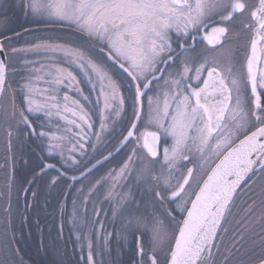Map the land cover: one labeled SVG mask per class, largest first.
<instances>
[{"label": "snow or ice", "instance_id": "1", "mask_svg": "<svg viewBox=\"0 0 264 264\" xmlns=\"http://www.w3.org/2000/svg\"><path fill=\"white\" fill-rule=\"evenodd\" d=\"M26 7L34 16L45 18L49 23H67L102 45L90 50L41 41L27 48L10 50L12 54L63 53L69 65H76L84 73L93 89L96 87L94 78L99 84V96L103 97L102 131L105 119L112 118L115 122L114 118L121 115L125 100L112 69L93 52H106L107 59L118 65L134 86V120L120 141L122 145L134 144L131 155L115 176L109 173V177L96 180L89 189L91 194L97 190V185L111 179L105 199L114 202L113 218L122 222L117 236L127 239L129 234H139L138 264H145L146 260L149 264H215L213 250L219 252L220 249L215 241L231 213L237 190L249 173L257 168L264 173V103L261 99L264 71L258 74L256 69L264 58L259 55L264 53V0H28ZM238 26L251 33L246 76L235 68L232 49L220 51L226 47L230 27ZM201 31H204L202 39L211 49L197 58L192 55L194 44L186 40L191 37L195 41L194 33ZM0 53H5L3 42H0ZM33 63L25 60L24 66ZM8 68L0 59V99L12 97V116H15V90L7 79ZM204 72L207 78L202 80ZM193 81L197 82L195 86ZM40 83L44 86L38 87ZM79 84L73 71L56 61L47 67L43 63L39 68L30 67L20 86L26 104V108L19 110L20 122L35 133L25 115L27 112L40 114L49 123L57 116L81 131L82 125L91 128L84 105L69 96V90ZM249 86L250 101L247 98ZM76 90L82 94L81 89ZM149 92L153 95H148ZM37 97L43 102L37 103ZM143 97H147V111L142 114ZM83 99L88 101L89 98L83 96ZM99 102L98 99L97 104ZM109 110V117H104L103 112ZM65 113L78 117L82 123L68 120ZM137 122L144 125V131H139ZM150 128L155 130H148ZM35 134L49 140V153L57 152L65 166L63 172L53 164H44L40 169L41 173L56 169L58 176L51 178L55 184L59 176L66 175L67 169L78 163L74 155L66 157L65 152L74 153L77 146L82 150L84 145L77 139L68 149L63 136L44 131ZM96 136L99 141L100 133ZM161 137H170L171 144ZM138 149L146 150L147 155H138ZM212 156L218 162L204 173V179L197 169H202ZM133 173L136 183L151 194V203L142 205L131 191H116L119 180L128 179ZM87 200L85 197V202ZM75 204L74 200V209ZM155 204H159L170 224H165ZM251 210L249 206L248 211ZM261 218H264V201ZM144 235L149 236L148 251L140 242ZM110 236L111 233L104 237L105 247ZM78 239L88 241V264H94L91 239L87 235ZM231 257L229 249L224 255L225 264H229ZM260 264H264V258Z\"/></svg>", "mask_w": 264, "mask_h": 264}, {"label": "flooded vegetation", "instance_id": "2", "mask_svg": "<svg viewBox=\"0 0 264 264\" xmlns=\"http://www.w3.org/2000/svg\"><path fill=\"white\" fill-rule=\"evenodd\" d=\"M27 3L28 0H0V39L4 44L5 52L7 51V47H9L10 50L12 48H27L28 46L41 41H48L49 43L72 47L79 46L90 50L102 47V45L98 44L95 40H90L84 33L77 31L74 26H70L67 23H49L45 18L34 16L27 9ZM236 23L239 25L240 22L237 21ZM194 35L196 36L195 41L189 37L187 38L186 43L194 44L195 51L192 52V55L199 58V54L204 52L206 49H211V46L208 45L207 41L202 39L204 31H201L198 34L194 33ZM173 37L175 39V33H173ZM173 46L176 47V44L174 43ZM227 49H232V62L235 68L246 76L247 58L251 55V33L245 31L242 26H238L235 29L230 27L229 39L226 41V47L220 51L224 52ZM10 50L8 49L9 52L8 54L6 52V56L14 61H22L24 58L25 60L34 63H43L46 67L52 61H56L60 66L69 67L80 81L78 86H73V88L69 90V96L80 100V103L83 104L87 110L88 119L92 124L91 128H88L86 125H82L83 131H81L80 128H76L75 126L68 124L66 120H62L57 116H53L52 122L49 123L46 119H43L40 114L32 115L25 112V115H27L29 120L32 122V127L35 129V133L44 131L54 133L56 136H63L65 137L64 146L68 149H71L77 139L80 140V143H82L84 147L81 150L79 146H77L74 153L69 151L65 152L66 157L74 155L78 163L74 167L67 169L66 175L59 176L57 182L53 184L51 178L58 176L57 170L46 169L45 172L41 173L40 169L44 166V164H53L56 165L57 169L61 172L65 171V166H62L59 154L57 152H52L51 154L49 153V140L47 138L38 137L37 134L33 133L31 129L27 128L23 123L21 125L17 124L16 126H18V128L14 129V139L11 141V148L9 151V153H11V169L14 177V183L9 185H12V188H16L18 191L20 190L22 192L14 194V202L19 200V203L23 207H28L34 198H36L33 193L36 194L38 190L43 191L40 186H43L44 182H46L47 185L49 183L54 185L53 192L52 189L47 190V198H45L44 202L47 207H54L56 209L54 210L55 213L51 214V209H48V214L46 215L45 213L43 217L45 220L49 219L51 221H55V225L59 227L55 233L61 238L63 233L61 231L62 225L60 220L63 214V205H68L70 202L75 200V206L78 209V205H80L79 203H85V197H88L86 205L90 207L89 210L84 207L86 205L81 208V211L87 213V221L90 223V220L88 219H90L93 215L91 222L94 224V222H96V217L98 216L96 214H100L101 209H104V213L101 224L102 227L100 225V228L94 230L95 224L94 226H91L90 224V230L87 231V234L89 238L97 236L96 234L99 235L97 236L98 238L105 237L108 228H111L110 222L112 219L109 211L114 205V202L111 200H103L102 203L95 204L98 202L96 200V202H92L91 204L90 200H93L94 192L90 194L89 189L92 188L95 183L93 180H87L86 182L83 181L91 172L97 173L99 176H102L103 173H107L106 175L109 176V173L113 174L118 172L125 161H127L128 156L131 155L130 150L134 147V144L128 143L126 145H122L120 143L123 136L127 134V129L130 127L131 122L134 120V86L130 84V78L112 60L107 59L106 52H93V55L98 56V58H103L112 69L113 78L121 84V93L125 100L121 115L118 118H114L115 122H113L112 118L105 119L106 126L102 131L100 110L103 108V97L99 96L98 82H96L94 78L93 83L96 84L95 89H93L92 84L88 82L87 77L84 76V73L76 65L68 64L67 58L63 53L53 54L41 51L27 53L18 52L16 54H12ZM259 55L264 57V53H259ZM33 66L35 65H30V67ZM23 71L24 75L28 76L30 69H25ZM261 71H264V58L257 63V73L259 74ZM206 77L207 73L204 72L202 80ZM202 80L200 83H202ZM192 83L195 86L197 82L193 81ZM77 87L82 90V94L76 90ZM15 92L19 93L17 89H15ZM148 95H153V93L149 92ZM83 96H87L89 98L88 101H85ZM247 98L249 101L252 99L250 86L248 88ZM98 99L100 101L99 104H97ZM261 99L262 103H264V95H262ZM142 102L141 112L143 114L147 111V97H143ZM116 103L118 104V100ZM109 112L110 110L103 112V116L109 117ZM63 115H66L68 120L76 119L78 123H82L79 121L78 117H72L71 113H65ZM41 123L44 124L43 128L40 127ZM137 123L139 131H144V125L140 122ZM67 129H71V131L69 132ZM148 130L155 129L150 128ZM78 132L80 133L79 137L76 136V133ZM97 133H100L99 141H97ZM69 140H71V142H69ZM161 140L163 141L162 137ZM137 151L138 155H147L146 150L138 149ZM97 161H100V163L97 164ZM133 161L138 166V162L135 157H133ZM134 175L135 174L133 173L132 176L125 179V182L128 181L130 183V179H132ZM73 176L76 177L75 180L72 179ZM84 190H86L87 193L85 197L83 195ZM49 191L52 192L51 195H55L54 199L48 194ZM20 197H22V199ZM80 197H84L83 200H81ZM96 206L99 208L97 210L93 209L96 208ZM172 206L173 205H169V207ZM58 222H60V226L58 225ZM168 224L169 220L167 219V225ZM50 230L53 231L52 229ZM77 231L78 230H76V232ZM68 232L71 235L75 234L74 231L71 230ZM110 233L112 234V232ZM79 245H81L79 242L78 246L75 244L72 245L71 254L80 250Z\"/></svg>", "mask_w": 264, "mask_h": 264}, {"label": "rangeland", "instance_id": "3", "mask_svg": "<svg viewBox=\"0 0 264 264\" xmlns=\"http://www.w3.org/2000/svg\"><path fill=\"white\" fill-rule=\"evenodd\" d=\"M8 49L10 50L9 47H7V54H8ZM5 52V54H6ZM7 59V64L9 65L8 68V72H7V79L8 82L11 84V87L13 90L17 89L19 91V93L15 92V110H16V115L12 116V112H13V108H12V97H5L2 98L0 100V264H12L9 260H10V255H11V248L14 250L15 253L18 254V249L16 248V239H18L17 236V231H18V227L20 225H22L24 223V221L26 223H28V221L30 220L29 216H34L35 215H44L46 213V215L48 214V209H51V214H54L56 210L54 207H47L46 203L44 202L45 198H47V190L52 189V192L54 191V185L52 184H46V182H44V185L40 186L42 190H38L35 194V197H41V201L36 200V198H34V200L31 202L30 206L28 205V207H23L22 205H18L16 204V202H14L13 200V196L14 194H19V192L21 193L22 191H18L16 188H12V185L9 184H13L14 183V177L12 175V160H11V153H9L10 151V145H11V141H13L14 137L13 134H15L14 129H17L18 126H16L17 124H22V122H20V117H19V110L22 108H26V104L24 102V93L20 90V86L21 84L24 82V77H26L24 75V71L25 69L29 70V67H25L24 66V61L25 59L23 58L22 61H14L11 60L8 56H6ZM21 59V58H20ZM19 59V60H20ZM35 66H37V68L40 67L39 62L37 63H33ZM12 66V67H11ZM34 66V67H35ZM17 71V72H15ZM22 71V72H21ZM21 72V73H20ZM17 73V74H15ZM20 73V74H19ZM38 87H42V83L37 85ZM99 86V84H98ZM16 87V88H15ZM7 92V89H6ZM43 99L41 97H37V103H42ZM32 114V113H29ZM32 115H39V114H32ZM9 133H11V135H9ZM163 141L166 139H168V144H171V138H165L162 137ZM192 154H190L191 156ZM198 155V154H197ZM216 158L215 156H212L211 158H209L207 160V163H205L204 167L202 169L198 168L197 172L198 174L202 177L205 178L206 175H204L205 172L209 171L211 167H213V165L216 162ZM187 163V162H185ZM188 167H192V165H188ZM85 174V173H84ZM100 174V172H99ZM107 173H103L102 176L97 175V173H90L86 176V178L84 179L83 182H86L87 180H93L94 183H96V180L101 179L102 177H109L106 175ZM116 173H113L112 175L115 176ZM101 175V174H100ZM106 175V176H105ZM135 175L132 177V179H130V183L127 181L125 182V179H120L119 180V186L116 188L117 192H129L131 191V193L133 194L134 198L138 201L143 203H151L152 201V197L151 194L146 193L143 191V185L141 184H137L136 181L134 180ZM111 179H107L106 182H104L102 185H97V190L96 192H94L93 195V200L91 202H96V200L98 202H96L95 204L98 203H102L103 200H108L105 199V195L106 192L108 190V188L111 186ZM243 186V185H242ZM241 186V187H242ZM101 188V189H100ZM240 190V189H239ZM238 190V191H239ZM17 191V192H14ZM52 192L49 191V195L52 194ZM238 193V192H237ZM86 190H84L83 195L85 197L86 195ZM52 198L54 199L55 195H51ZM236 196V195H235ZM84 197H80L81 200H83ZM99 199V200H98ZM36 200V201H35ZM79 201V200H78ZM35 203V204H34ZM80 205H78V209L75 206L74 209V205L73 202H70V206L64 204L63 205V214H62V218H61V225H62V233L63 235L61 236V242L57 243L58 244V249L60 250L59 252L61 254H63L64 252V246L65 244L63 243L64 238L68 239L70 241V245L67 244L69 247L72 244H75L78 246V242L81 244L79 245V249L82 248V246H84V250L86 252V255L88 256V241L85 239H78V236L83 237L84 235L88 236V230H90V224L91 226H94V230H97V228H100V225L102 224L103 221V210L101 209L100 214H96L98 215L96 217V222H94V224H92V217L88 220H90V223L87 221V213H84L83 211H81V208L86 205L85 203H79ZM44 205V207H43ZM87 208V210H89V206H84ZM92 207V205H91ZM95 207V205H94ZM155 209L157 210V212L160 214L161 218L164 220L165 224L167 225V217L163 214V210L160 208L159 204H155L154 205ZM174 207V206H172ZM99 207L96 206V208L93 209H98ZM112 208L111 207L109 213H110V217H111V228H108L106 235L109 234L110 232H112L111 236L108 238V246L105 247L104 244V237H100L98 238L97 236H99L98 234H96L97 236L94 237H90L91 241L93 242L92 244L97 245L99 247H104L102 249H98L100 250H107L109 248V245L111 243V241H113L115 239V241L119 242L120 244H125V246H127L130 242H132L131 240H134L132 242L134 249L137 252L138 255V249H137V236H139V234L137 233L136 235H132L129 234L127 239H123L117 236V233L121 231V220L119 218H113L112 215ZM78 211V213H77ZM96 213V212H94ZM147 214V213H145ZM175 214V213H174ZM29 217V218H27ZM37 217L35 218L36 221ZM106 222V221H105ZM104 222V224H105ZM25 223V224H26ZM171 222L169 221V224ZM58 225L60 226V222H58ZM59 229V227H58ZM74 231V235H71L68 231ZM76 230H78L76 232ZM116 232H115V231ZM28 232V231H27ZM89 237V236H88ZM140 242H142L145 246V250L148 251L150 249V242H149V236L148 235H144L140 237ZM12 244V246H10ZM56 244V245H57ZM255 246H257L256 243H254L253 245H248L247 243L245 244V247H247V251L252 250ZM92 248V253H96L95 248ZM72 248V247H71ZM98 251V252H99ZM108 251V250H107ZM106 251V252H107ZM214 251V250H213ZM227 254V253H226ZM215 255L216 252H214V259H215ZM239 256H232L230 258V262L229 264H237L239 262L238 259ZM140 259V257H139ZM217 260V259H215ZM217 262H221L222 264H225L224 262V258L222 257L220 260H218ZM17 264H20L17 263ZM99 264H102V262L99 261ZM145 264H149V262L146 260ZM220 264V263H219Z\"/></svg>", "mask_w": 264, "mask_h": 264}, {"label": "trees", "instance_id": "4", "mask_svg": "<svg viewBox=\"0 0 264 264\" xmlns=\"http://www.w3.org/2000/svg\"><path fill=\"white\" fill-rule=\"evenodd\" d=\"M12 67V66H11ZM242 137V136H241ZM22 199V197H20ZM41 201V197L36 200ZM35 200V201H36ZM264 201V173L257 170L240 188L231 205V213L223 223L215 243L220 245L215 255V264L231 249L232 256H239L237 264H255L264 258V218H261V203ZM255 202V203H253ZM19 206V200L16 202ZM35 204V203H34ZM249 206L252 210L248 211ZM28 223L24 221L17 231L16 248L18 254L11 248L10 262L12 264H88L84 246L72 253L70 241L64 238V252L61 254L58 244L61 238L56 235L57 226L54 220H45L43 215L29 216ZM27 217V218H29ZM37 217L36 221L35 218ZM26 223V224H25ZM226 228L227 232L223 229ZM52 229L53 231H51ZM28 231V232H27ZM132 242L134 240H131ZM132 242L127 246L111 241L107 250H98L104 247L95 245L93 254L94 264H138L139 256ZM257 244L247 251L245 244ZM57 244V245H56ZM12 246V244L10 245ZM99 251V252H98ZM107 251V252H106ZM74 256V258H73Z\"/></svg>", "mask_w": 264, "mask_h": 264}, {"label": "water", "instance_id": "5", "mask_svg": "<svg viewBox=\"0 0 264 264\" xmlns=\"http://www.w3.org/2000/svg\"><path fill=\"white\" fill-rule=\"evenodd\" d=\"M0 42H2L1 41V39H0ZM0 59H3L6 63H7V59H6V54L5 53H0ZM256 69H257V65H256ZM207 78V77H206ZM1 100V99H0ZM254 130V129H253ZM241 138H243V137H241ZM238 142V141H237ZM216 162H218V161H216ZM215 162V163H216ZM215 166V164L213 165V167ZM257 170H259L258 168L254 171V173L257 171ZM254 173H249V177L248 178H246V180L242 183V185L254 174ZM81 176V175H80ZM204 179H206V176H205V178ZM241 185V186H242ZM241 188V187H240ZM239 188V189H240ZM238 189V190H239ZM238 190H237V192H238ZM237 192H236V194H237ZM235 194V195H236ZM235 197V196H234ZM255 264H260V261L259 262H257V263H255Z\"/></svg>", "mask_w": 264, "mask_h": 264}]
</instances>
